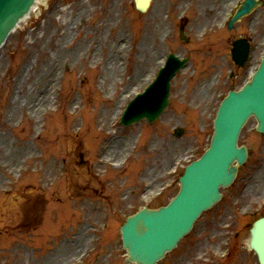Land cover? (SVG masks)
<instances>
[{
    "label": "rangeland",
    "instance_id": "374dc122",
    "mask_svg": "<svg viewBox=\"0 0 264 264\" xmlns=\"http://www.w3.org/2000/svg\"><path fill=\"white\" fill-rule=\"evenodd\" d=\"M79 1H41L0 50V264H128L121 226L141 207L175 196L184 167L208 146L229 89L230 39L240 35L223 31L235 0L222 7V0H153L145 13L134 0ZM65 11L73 22L59 25ZM78 11L84 15L76 21ZM186 16L188 44L179 37ZM255 17L250 34L259 43L264 7ZM227 43L228 55L218 57ZM78 51L83 57L64 61ZM169 53L191 59L172 82L170 104L152 124L123 126L127 103ZM50 54L55 60L47 62ZM42 72L47 79L35 82ZM47 92L45 110L26 106L24 95ZM177 128L184 129L180 137ZM239 142L250 158L237 180L159 264H258L248 244L252 223L264 216V134L254 118ZM249 210L254 218L240 216ZM27 218L38 231L23 228Z\"/></svg>",
    "mask_w": 264,
    "mask_h": 264
},
{
    "label": "water",
    "instance_id": "95a60500",
    "mask_svg": "<svg viewBox=\"0 0 264 264\" xmlns=\"http://www.w3.org/2000/svg\"><path fill=\"white\" fill-rule=\"evenodd\" d=\"M34 2L35 0H0V45L19 20L29 12ZM149 2L150 0H136V5L141 11H146ZM254 4V0H246L231 24L249 13ZM174 62L178 60L174 59ZM162 91V99L155 95L143 105L140 104L141 100L138 102L140 105L133 103L131 107L135 114H141L132 117L128 123L142 116L153 121L168 104L167 83ZM154 111L156 114L152 117L150 113ZM252 114L258 120V130L264 131V61L250 84L241 92H230L222 102L215 120L211 148L200 160L186 168L178 196L167 207L152 211L145 209L128 218L122 227V234L131 260L141 264H154L189 232L203 210L220 200V188L230 185L236 176L237 166H234V162L243 164L247 159V149L239 148L237 139L240 129ZM181 133L182 130H177L178 135ZM251 246L258 253L260 264H264V218L255 223L252 229Z\"/></svg>",
    "mask_w": 264,
    "mask_h": 264
},
{
    "label": "bare ground",
    "instance_id": "6f19581e",
    "mask_svg": "<svg viewBox=\"0 0 264 264\" xmlns=\"http://www.w3.org/2000/svg\"><path fill=\"white\" fill-rule=\"evenodd\" d=\"M41 1H43V0H36L35 1V3H34V5L32 6V8H31V10H30V12L28 13V15H26L25 17H24V19H22V20H24V21H22V23L21 24H23V22L24 23H27L28 22V19H30L31 17H32V15H33V13H35L36 12V10H37V8L38 9H42V6H41ZM80 3H79V5H77V6H80V5H82V4H84V1L83 0H80L79 1ZM65 13H67L66 15L68 16V20H66V21H63V22H59V25H62V24H70V22H73V20L70 18V15H69V13L70 12H68V11H65ZM225 13V11H223V14ZM77 17H76V21L77 20H79L81 17H83V15H84V13H82L81 11H78L77 12ZM75 20V19H74ZM76 21H74V24L76 23ZM69 28V27H68ZM72 30V28H69V31H68V33H66V32H63V33H60V37L61 38H63V41L68 37V35L70 34V31ZM52 36H54V34H51ZM38 41L39 42H41V41H43V38H38ZM25 43H27V44H30V42L28 41V39L27 38H25ZM70 47H72V46H70ZM114 49L115 50H117V51H119V50H121V45L119 46V47H117V46H114ZM69 53V52H68ZM76 56H78L79 58H81V57H83V52L81 51V52H75V53H70V54H67L66 55V57H64V61H66V60H70V59H72V58H74L75 59V57ZM55 60V57L52 55V54H50L49 56H48V58H47V62H49V61H54ZM109 70H107V72L109 71V73H110V70L111 69H116L114 66H112L111 68H108ZM29 73H30V70H29ZM108 73V74H109ZM30 77V76H29ZM47 78H46V76H45V73L44 72H42L41 73V76L40 77H36L35 79H34V81L36 82H39V83H43L45 80H46ZM49 83H51V85L53 84V81H55V77L54 76H51L49 79ZM26 90V89H25ZM25 92V91H24ZM24 97H25V100H26V106L28 105L30 108H31V111H33V112H35V111H37L38 109L39 110H45L47 107L46 106H48L49 105V103H50V95L48 94V92H47V95H45L44 97H42V98H40V99H37V98H34V97H32V96H26V95H24ZM37 101V102H36ZM36 108H38L37 110H36ZM111 148H112V145H111ZM108 151H109V149H108ZM112 152H115L116 151V149L115 148H113L112 150H111ZM117 152H118V150H117ZM108 154H109V152H108Z\"/></svg>",
    "mask_w": 264,
    "mask_h": 264
}]
</instances>
